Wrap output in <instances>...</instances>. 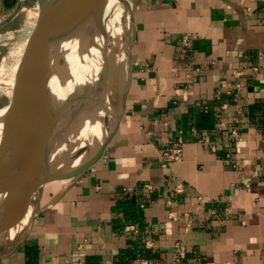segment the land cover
<instances>
[{"label":"crops","instance_id":"0c3cea01","mask_svg":"<svg viewBox=\"0 0 264 264\" xmlns=\"http://www.w3.org/2000/svg\"><path fill=\"white\" fill-rule=\"evenodd\" d=\"M128 1L117 131L89 169L51 181L26 235L0 240V264H264V0ZM19 2L0 0V35Z\"/></svg>","mask_w":264,"mask_h":264},{"label":"bare ground","instance_id":"6f19581e","mask_svg":"<svg viewBox=\"0 0 264 264\" xmlns=\"http://www.w3.org/2000/svg\"><path fill=\"white\" fill-rule=\"evenodd\" d=\"M53 2L58 10L70 5V0ZM98 2H95V12L67 26L51 43L47 72L56 112L44 118L41 124L42 131H48L45 140L48 146L45 168L48 172L62 167L70 170L85 162L91 155L89 151L74 157L81 143H90L94 152L117 125L119 110L112 96H118L113 87L111 66L100 44L105 20L98 11ZM131 19V13H128L127 21L131 22ZM71 96L69 105L61 109ZM19 100L0 111L2 131L15 132L17 129ZM13 153L14 147L0 144V162ZM4 214L0 211V217Z\"/></svg>","mask_w":264,"mask_h":264},{"label":"water","instance_id":"95a60500","mask_svg":"<svg viewBox=\"0 0 264 264\" xmlns=\"http://www.w3.org/2000/svg\"><path fill=\"white\" fill-rule=\"evenodd\" d=\"M96 1L70 0L69 6L58 10L53 0H38L40 31L34 43L26 51L23 65L20 67L22 83L19 91V112L16 116L19 124L15 132L7 131L10 143L5 146L14 147V153L0 162V211L5 215L8 213L0 220V232L10 229L21 219L32 195L39 191L41 186L51 181L77 177L94 165L102 157L117 131L126 106L131 81V66L121 92L117 125L100 147L92 152L93 147L89 143L91 155L85 162L73 169L66 170L62 167L52 172L46 171L45 154L48 146L45 140L48 131L43 132L41 124L44 118L56 112L53 108L54 98L49 92L47 72V59L52 51L51 43L53 38L67 26L76 24L83 17L95 12ZM20 5L21 0L14 13L19 10ZM130 29L131 32L126 37L129 50L132 49L134 39L133 22ZM98 44L99 42L95 45ZM72 97L68 98L61 109L69 105Z\"/></svg>","mask_w":264,"mask_h":264},{"label":"rangeland","instance_id":"374dc122","mask_svg":"<svg viewBox=\"0 0 264 264\" xmlns=\"http://www.w3.org/2000/svg\"><path fill=\"white\" fill-rule=\"evenodd\" d=\"M98 1V11L105 20L100 44L102 53L105 54V58L111 66L114 79L113 87L117 92L116 96L119 97L114 98L112 96V99L119 106L128 67L129 42L126 37L131 32V23H126V17L131 4L128 0ZM19 9L15 27H10L8 32L0 35V111L7 106H12L15 100L20 99L18 97L22 83L20 67L23 65L26 51L34 43L40 31L38 0H22ZM9 143L8 133L1 130L0 122V144L9 145ZM88 151L90 152L89 143L82 142L74 157H78L84 152L88 153ZM57 182L46 183L35 193L34 197L31 198L32 201L30 200L31 202L26 207L24 218L10 229L2 230L5 233L0 234V240L9 237H16L21 240L26 235L39 209L37 199L40 200L44 192L48 188H52ZM6 215L1 216L0 220Z\"/></svg>","mask_w":264,"mask_h":264},{"label":"built area","instance_id":"2783aa9c","mask_svg":"<svg viewBox=\"0 0 264 264\" xmlns=\"http://www.w3.org/2000/svg\"><path fill=\"white\" fill-rule=\"evenodd\" d=\"M233 74L235 76V79L232 83V91L242 92L243 84L241 79L245 76L244 68H236ZM236 100H238V98H236ZM183 142L184 141L181 132H179L178 135L170 141L169 146L164 151V156L168 162L181 160L183 154ZM126 230L138 231V228L135 225L130 224L126 226ZM181 253H183V251H181ZM141 264H148V261L146 259H143L141 260Z\"/></svg>","mask_w":264,"mask_h":264},{"label":"trees","instance_id":"16d2710c","mask_svg":"<svg viewBox=\"0 0 264 264\" xmlns=\"http://www.w3.org/2000/svg\"><path fill=\"white\" fill-rule=\"evenodd\" d=\"M131 212L134 213V214H135V213H136V214L138 213L135 207H133V208L131 209Z\"/></svg>","mask_w":264,"mask_h":264}]
</instances>
